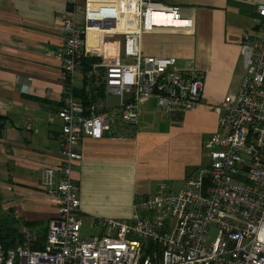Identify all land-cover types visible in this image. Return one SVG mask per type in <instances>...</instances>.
<instances>
[{
  "label": "built area",
  "instance_id": "obj_1",
  "mask_svg": "<svg viewBox=\"0 0 264 264\" xmlns=\"http://www.w3.org/2000/svg\"><path fill=\"white\" fill-rule=\"evenodd\" d=\"M68 1L73 9L60 23L65 43L53 53L67 81L59 111L64 163L57 173L48 170L45 175L55 183L50 194L57 215L42 249H34L37 237L27 229L16 250H6L0 236V264H264V5L257 7L256 33L242 39L239 92L213 107L218 128L203 145L207 164L178 190L163 181L154 194L139 197L129 219L93 217L88 224L93 235L83 237L85 224L72 174L83 158L78 152L81 139H136L140 104L146 100L174 121L205 105V80L199 70L180 69L174 57L142 55L143 35L161 27L189 31L194 25L180 7L156 0H109L124 7V12H116L117 21L131 61L97 62L85 74L84 59H103L104 36L114 31L99 29L92 38L88 14L85 26H79L82 7L78 0ZM166 15L171 17L168 22L162 19ZM131 19L134 25H127ZM78 81L93 97L103 86L104 96L84 105L73 96ZM32 83L26 78L24 94H38ZM213 225L216 237L208 242Z\"/></svg>",
  "mask_w": 264,
  "mask_h": 264
},
{
  "label": "crops",
  "instance_id": "obj_2",
  "mask_svg": "<svg viewBox=\"0 0 264 264\" xmlns=\"http://www.w3.org/2000/svg\"><path fill=\"white\" fill-rule=\"evenodd\" d=\"M156 1L180 7L194 25L189 31L161 27L143 35L142 55L174 57L180 69L203 73L205 105L169 121L154 101L146 100L140 104L136 139H81L83 159L72 174L87 225L93 217L129 219L139 197L154 194L163 181L178 190L207 164L203 145L218 128L213 107L238 92L244 70L241 42L245 34L256 33L257 7L264 5V0ZM78 3L79 26H85L88 14L92 38L99 29L114 31L104 36V56L98 62H130L116 13L124 7L109 0ZM70 10L68 0H0V204L8 218L0 227L30 230L38 242L42 237L46 241L58 211L43 182L46 171L57 173L64 162L59 111L67 81L53 53L65 43L60 23ZM134 23L131 19L127 25ZM28 77L38 94L22 92ZM82 88L78 81L76 90Z\"/></svg>",
  "mask_w": 264,
  "mask_h": 264
},
{
  "label": "trees",
  "instance_id": "obj_3",
  "mask_svg": "<svg viewBox=\"0 0 264 264\" xmlns=\"http://www.w3.org/2000/svg\"><path fill=\"white\" fill-rule=\"evenodd\" d=\"M70 6H71V10H72L73 7L71 4H70ZM97 62H98V60H96V59H88V58L84 59L83 64H82L83 69H84V73L86 74V72H89L92 65L94 63H97ZM96 82H97L96 80H93L91 82L92 87L94 89L96 88V84H95ZM86 84L87 83H85V85ZM83 91H84L83 88L80 90L77 89L76 91L74 90L73 96L76 98H80L82 100V102L84 103V105H86V106L90 105L92 103V101H94L96 98L100 99L104 96V95H102L103 91H104L103 86H101L99 88V95H96L95 97H93V95H85ZM0 236H1L2 242H3L6 250H16L20 245L23 244V234L21 232H19L18 229H10V228L7 229L6 227L5 228L0 227ZM44 240H45L44 237L40 238L39 242L37 243V245H35L34 249L35 250L42 249L45 245L44 243L46 242V241L44 242Z\"/></svg>",
  "mask_w": 264,
  "mask_h": 264
},
{
  "label": "rangeland",
  "instance_id": "obj_4",
  "mask_svg": "<svg viewBox=\"0 0 264 264\" xmlns=\"http://www.w3.org/2000/svg\"><path fill=\"white\" fill-rule=\"evenodd\" d=\"M113 4L116 6V3L115 2H113ZM257 13H258V11H257ZM118 32V31H117ZM100 36V35H99ZM98 36V37H99ZM242 43V42H241ZM112 45V42L110 43V44H108V46H111ZM244 58V57H243ZM243 73H244V70H243ZM242 78H243V75H242ZM242 82V81H241ZM240 85H241V83H240ZM239 89H240V87H239ZM238 92H239V90H238ZM237 92V93H238ZM204 93V92H203ZM225 98V97H224ZM202 102L204 103V99L202 98ZM213 110V109H212ZM214 111V110H213ZM188 113V112H187ZM216 113V112H215ZM186 114V113H185ZM184 114V115H185ZM217 114V113H216ZM184 115H182V116H178L177 117V119H180V118H183V116ZM218 116V115H217ZM174 119H176V117H174ZM167 120H169V119H167ZM170 121V120H169ZM171 123V122H170ZM107 137V136H106ZM108 138V137H107ZM103 139V138H102ZM109 139V138H108ZM207 141V140H206ZM205 141V142H206ZM204 142V143H205ZM79 152V151H78ZM83 156V155H82ZM64 158V157H63ZM83 159V158H82ZM64 163V162H63ZM78 163V162H77ZM76 163V164H77ZM76 164H75V166H76ZM63 165V164H62ZM74 166V167H75ZM74 169V168H73ZM74 180V179H73ZM44 187L45 188H47V190L49 191V192H47L46 193V197L49 199V200H51V201H53V198H52V196H51V194H50V191L53 189V188H55V183L54 182H50V181H47V177H45L44 178ZM77 185V184H76ZM78 186V185H77ZM78 192H79V187H78ZM81 214H82V212H81ZM83 218V217H82ZM4 219H8L5 215H4V212H3V210L1 209V204H0V224H1V222H2V220H4ZM84 220V219H83ZM50 223V222H49ZM17 227V229L19 230V232H23L24 230L21 228V227H19V226H16ZM216 233H217V230H216V227L213 225L212 226V228H211V232H210V235H209V239H208V242H211V241H213L214 239H215V237H216ZM90 235H93V233L90 231V229H89V227H88V225H87V223H85V226H84V229H83V232H82V236L83 237H86V236H90ZM43 241V240H42Z\"/></svg>",
  "mask_w": 264,
  "mask_h": 264
},
{
  "label": "bare ground",
  "instance_id": "obj_5",
  "mask_svg": "<svg viewBox=\"0 0 264 264\" xmlns=\"http://www.w3.org/2000/svg\"><path fill=\"white\" fill-rule=\"evenodd\" d=\"M162 19H164L166 22L171 20V17L166 15V16H162Z\"/></svg>",
  "mask_w": 264,
  "mask_h": 264
},
{
  "label": "water",
  "instance_id": "obj_6",
  "mask_svg": "<svg viewBox=\"0 0 264 264\" xmlns=\"http://www.w3.org/2000/svg\"><path fill=\"white\" fill-rule=\"evenodd\" d=\"M89 22V21H88Z\"/></svg>",
  "mask_w": 264,
  "mask_h": 264
}]
</instances>
